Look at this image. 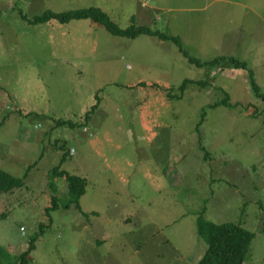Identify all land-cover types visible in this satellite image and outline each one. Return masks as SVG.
Here are the masks:
<instances>
[{
    "label": "rangeland",
    "instance_id": "374dc122",
    "mask_svg": "<svg viewBox=\"0 0 264 264\" xmlns=\"http://www.w3.org/2000/svg\"><path fill=\"white\" fill-rule=\"evenodd\" d=\"M85 8L121 29L134 19L179 37L204 61L244 60L264 95V0H0V168L27 174L0 196V264H20L49 223L48 173L63 153L61 170L85 178V194L79 210L63 207L56 179L61 206L28 264H196L207 248L202 214L254 233L244 264H264V103L248 73L196 68L172 42L113 36L90 21L22 19ZM185 79L207 86L169 99ZM225 94L239 106L212 109ZM95 96L87 126H57L82 124Z\"/></svg>",
    "mask_w": 264,
    "mask_h": 264
},
{
    "label": "trees",
    "instance_id": "16d2710c",
    "mask_svg": "<svg viewBox=\"0 0 264 264\" xmlns=\"http://www.w3.org/2000/svg\"><path fill=\"white\" fill-rule=\"evenodd\" d=\"M22 14V13H21ZM22 19L31 26L43 25L55 21L60 25H68L71 22L76 21H90L102 28H104L109 34L117 37H124L128 39H135L140 35H147L157 38L161 41L172 42L178 49V53L184 56L189 64L196 68H208L216 70L222 65L228 64V68L239 69L248 73V79L250 87L254 95L264 103V95L261 92L260 84L256 78L255 71L250 68L248 62L239 60L233 56H219L210 61H204L200 58L191 56L187 49L183 48V42L179 37L167 36L157 31L153 32L148 27H137L134 25V19H131L132 25L127 29H121L118 25L111 21L109 16L99 10L98 8H85L77 9L69 12L54 13L48 11L43 15L36 16L33 19H29L27 16L22 15ZM189 86H199L206 88L207 83L203 81H195L192 79H185L181 86L177 89L178 95L172 96L173 89L166 90V96L172 100H182ZM226 99L213 107L217 109L220 107L235 108L239 105H231L230 97L228 94ZM100 101L95 96V104L89 109V111L83 117V123L76 125L70 121L58 122L57 126H65L70 129L79 128L82 129L87 126L89 118L94 115L95 111L99 107ZM202 119H206V113L202 114ZM202 123L197 125L196 130H199ZM63 151V148L61 149ZM71 153L73 154L72 150ZM71 156V155H70ZM68 158L67 153H63L60 165L54 167L48 173V188L52 193L51 206L47 207L45 214L49 220L48 224L41 223L39 231L32 237L29 248L26 252L19 256L20 264H28L29 256L32 251L36 249V242L45 233V229L50 227L53 223L51 213L60 208V200L57 197L59 189L56 184L57 178H63L67 188V198L64 201L63 207L74 206L79 210V201L85 194V188L87 185L86 179L80 176L71 175L61 167ZM27 174L23 178H18L15 175L6 172L0 168V196L12 194L15 190L24 187V181ZM196 232L197 236L203 240L206 245V251L203 257L196 264H244L246 255L249 251L250 245L254 239V233L234 223H222L216 224L208 221L204 218L203 214L196 219ZM4 258V255L0 254V259Z\"/></svg>",
    "mask_w": 264,
    "mask_h": 264
}]
</instances>
